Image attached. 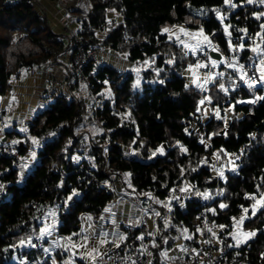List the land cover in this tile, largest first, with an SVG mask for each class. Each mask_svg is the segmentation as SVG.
<instances>
[{
	"label": "trees",
	"instance_id": "1",
	"mask_svg": "<svg viewBox=\"0 0 264 264\" xmlns=\"http://www.w3.org/2000/svg\"><path fill=\"white\" fill-rule=\"evenodd\" d=\"M232 2L236 7L224 0H89L87 18L79 23L89 47L107 48L134 65L147 61L149 66L137 87L133 74L90 61L84 72L91 104L75 96L77 80L70 89L74 95L55 99L38 113L27 135L7 133V138H20L15 148L21 157L28 155L32 137L40 149L35 167L24 175L15 159L0 156V264H87L71 251L52 247L55 238H46L41 229L56 216V239L77 242L84 218L98 224L116 200L117 193L105 187L109 171L116 181L128 176L138 198L163 213L152 199L165 201L189 187L186 199L174 200L170 227L158 223L155 264H172L161 253L172 250L180 230L187 229L193 239L187 245L196 246V214L205 209L216 230L224 225L217 235L227 255L237 253L245 264H264V208L257 205L253 215L255 201L246 195L264 193V85L258 76L242 75L222 62L204 89L189 85L185 73L198 58L162 31L203 29L222 56L254 68L252 48L264 36V16L256 14L264 13V4ZM229 43L245 45L238 48L239 61ZM74 44L70 48L34 7L0 0V96L23 69L42 68L69 51L74 55ZM225 110L232 115L228 121ZM161 147L163 153L156 151ZM133 152L142 159L132 157ZM153 154L157 156L148 160ZM216 158L225 179L212 169ZM242 216V231L254 235L238 247L232 233Z\"/></svg>",
	"mask_w": 264,
	"mask_h": 264
},
{
	"label": "crops",
	"instance_id": "2",
	"mask_svg": "<svg viewBox=\"0 0 264 264\" xmlns=\"http://www.w3.org/2000/svg\"><path fill=\"white\" fill-rule=\"evenodd\" d=\"M45 4L44 6L48 7L46 10V19L48 20V24L51 29L54 31L61 32L60 34L63 35L64 41L65 39H68V31H76L77 33L80 31V24L78 22V16L75 14V10L79 9L81 10L83 7V4L85 3L83 0L82 4L79 3L80 0H72L79 3L80 5L77 7L74 5L73 8L69 9V11H63L59 13V17L57 19L53 18L52 13L60 12L62 7L59 6V1L55 0L52 3L48 2L47 0H44ZM82 5V6H81ZM39 12V11H38ZM41 15V12H39ZM57 17V16H56ZM100 35H104L103 37H100ZM100 39H103L105 37L104 33H98L97 35ZM66 43V42H65ZM104 53V63L98 59V61H101L103 64L108 65L112 68H115L119 70L122 73H128V68L131 69L133 67V63L124 60H121L117 53L110 51L107 48H101L98 50V56H102L101 54ZM71 63V55L68 53L65 56L61 57L58 61H54L49 63L48 65L39 68V69H23L20 75V78L14 80L11 83V88L8 91L7 94L4 96H0L1 104V112L2 114L6 115V109L8 107V104L12 102V99L15 98L14 108L11 112V119H15L14 124H19L24 121H29V123L33 120L32 117L40 111H41V101L42 99L45 100V97H43L44 94H48L50 98L56 99L54 96V93L51 89H46L45 82L48 78H54L57 81H65L68 78L69 75V67ZM74 95V92H69L68 97L71 98ZM53 100V101H54ZM45 110V109H44ZM3 111H5L3 113ZM208 114H213L212 111H209V109H206ZM42 112V111H41ZM38 114V113H37ZM36 114V115H37ZM35 115V116H36ZM28 123V124H29ZM27 124V125H28ZM14 132V131H9ZM8 131H6V134ZM1 138L2 145H8L12 141H17L20 139L17 136H14V138ZM38 162V161H37ZM36 162V163H37ZM117 185H118V191L119 194L116 196V200L114 203L110 206L109 211L105 212L103 215V218L98 224H93L89 218H85L82 224V240L81 245L85 244L84 237H88L87 241V247L91 248L95 246L99 250V255L96 258L95 264H100L101 259L106 251L107 245H114L113 241H115L116 244H121L124 240H120L119 237L121 235L126 236V230L129 228H132L136 226V224L139 222L138 216L140 214V209L147 205L149 202H142L140 198L138 200L129 197L126 193V187L125 181L121 179H117ZM142 206V207H141ZM114 215H116L114 217ZM145 222L148 223V226L150 228L157 227V222L155 223L151 218H146ZM151 223V225H150ZM170 227V225L168 226ZM159 227H157L158 229ZM159 232V229H158ZM187 237H191V239H188ZM107 240L108 243L101 244V240ZM199 239V238H198ZM197 239V240H198ZM192 235L181 230L180 232L173 237L174 245L170 252H168L166 255H164V258L172 259L173 256L181 255L184 252H186V241H191ZM195 240V241H197ZM218 240V239H217ZM83 242V243H82ZM80 245V246H81ZM188 246V245H187ZM195 247V246H194ZM83 251L85 252V248L82 247ZM83 252V254H84ZM82 252H79L77 254H81ZM94 255H96L94 253ZM90 259V258H89Z\"/></svg>",
	"mask_w": 264,
	"mask_h": 264
},
{
	"label": "rangeland",
	"instance_id": "3",
	"mask_svg": "<svg viewBox=\"0 0 264 264\" xmlns=\"http://www.w3.org/2000/svg\"><path fill=\"white\" fill-rule=\"evenodd\" d=\"M57 1H59V6L62 7L61 8L62 10L60 12H56V13H54V12L52 13V11H50L51 15L53 14V18L54 19H57L59 17V13H61L63 11H69V9L73 8L74 5L78 7L80 4H82L83 0L79 1L80 4L79 3L77 4L76 2H74L72 0H57ZM44 2H45L44 0L41 1V6L44 8L43 11H41V13L44 14L42 16L46 17L45 13H46V10H47L48 7L44 6V4H45ZM48 2L52 3L53 1H48ZM84 2L85 3L83 4V7H81L82 8L81 10H79V9L75 10L76 11L75 14H76V16H78V22L79 23H80V21L82 19L87 18V14L90 11L89 0H85ZM181 27H183L188 33H191L192 35L190 36V35H186L185 33L180 32V28ZM54 32L57 33V34L61 33V32H58V31H54ZM167 33L170 36V38L177 40L178 44L183 45V47H184L185 44H188L189 47L188 48L184 47V49L186 50L187 53L194 54V56L198 58L197 62H199V63H201L200 57H201L202 53H206L207 51H209V52L210 51H214L213 49L215 48V45H214V43L212 42V40L210 38H209V40L211 41L210 44L208 42H206V41H200V45L201 46L200 47H196V45L198 43V40H199V30L193 31V30H190L186 26H177V27H173V28L169 29V32H167ZM103 36L104 35H100V37H103ZM243 37L247 39L248 36L245 34ZM259 38H258V40L260 42L256 43L253 46V48L257 49V51H255V52L252 51V58L254 59L253 63L255 64L254 65V69L258 73V78H259L258 80L264 85V82L261 81L262 71H264V64L261 63V61L264 60V36L263 37H259ZM81 39L84 40V38H82V36L80 34V31L78 33L76 31L75 32L74 31H72V32L68 31V39H65V42L71 48L73 42L75 43L74 45L76 46L77 41H80ZM88 49L90 51L91 50H95L97 52L95 60L98 63H101V64L104 63V61H103L104 60V53L101 54L102 56H98V50L99 49L97 47L94 48V46H93V47H89ZM68 53L71 54L73 52L69 51ZM117 55H118V57L121 60L127 61V58L124 55H120V54H117ZM98 59L101 60L103 63L101 61H98ZM220 62H222V61H220ZM234 65L237 66L236 68L239 70V73H241L243 75V70L239 69V66L237 64H234ZM148 66H149V62L145 63L144 65H134L133 64V67L131 69L128 68V73H131V74H133L135 76V81L137 83V87H139L141 82L143 81L141 79L142 78V72L145 69H147ZM194 66L191 67L190 69H188L187 72L185 73V77L187 78L188 84L191 85V86H198V87H201L202 89H204L207 84L213 82V80L215 79V76L217 75V71H218L219 66H217V71L216 72H212V73H209L206 70V67L195 68ZM69 70H70V67H69ZM69 92H70V90L66 91L65 93H63L64 95H62V97L64 96L63 98H69L68 97V93ZM75 96L80 97V98H85L86 100H88V103H90V104L94 101L93 97L89 93L87 85L84 82H82V81L79 82V88L77 90H75ZM43 97H45V100L42 99V101L40 103L41 104L40 106L42 108L41 111H43L44 109L48 108L50 103H52L53 100H54L53 98H50L48 96V94H44ZM15 102H16L15 98H13L12 102L10 104H8V107L6 109L7 113L5 111H3V113L4 112L6 113V115H4L1 112V104H2V102L0 101V144L3 141L1 138L2 137L5 138L7 136L6 131H8V132L9 131H14V132H17L18 134L23 135V136L28 134V125L27 124L29 123V121L26 120V121L21 122V123H19L17 125V124H14L15 119L14 118L11 119V112H12V110L14 108V103ZM209 111H210V109H209ZM37 113H39V112H37ZM225 113H226L225 120L228 121L232 115H231V113L228 110H225ZM35 115L32 117V119L35 117ZM22 129H26L27 131H22ZM31 142H32V139H31ZM17 143H15L14 146ZM39 149H40L39 144L38 143L33 144V142H32L31 143V148H30V150L28 152V155L26 157H21L22 158V163L20 165V169H21L20 171H21L22 175H24L23 174L24 171H26V174H27V172L31 171L35 167V164L38 161V151H39ZM32 152L35 153L34 156L31 155ZM159 153H161V152H159ZM156 156L157 155L153 154L148 160H151L152 158H155ZM132 157H136V158L142 159L136 152H133ZM227 164H230V168H232V166H231L232 163L231 162L227 163ZM212 169H213L215 174L221 173L220 171L222 169L220 170V166H219V162H218L217 158H216L215 162L212 165ZM115 182H116V185H117V181H115ZM125 184L127 185V187H126L127 195H129V197H131V198H134V199L138 200V196L133 191L132 185H131V183L129 181L128 176H125ZM117 187H118V185H117ZM181 189H183V191ZM205 193H207V197H208L209 193L208 192H205ZM117 194H119V192ZM188 196H189V187L183 186L177 192H174L165 201L159 200L157 198H153L152 200L155 202V204L161 205L165 209V212L163 213L160 208L154 207L156 214L159 213V215H157V227H159L158 223H159L160 220L164 223V225L166 227H168L172 223L171 211L173 210V205H174V202H175L174 200L177 199V203H179V201L181 199H186ZM207 197H205L204 193L202 194V200L204 202H206ZM115 216L116 215H114V217ZM149 216H150V214L148 212H141L140 211V214H139L137 220L139 221L138 223H141V224L145 223L146 227L151 229L148 226V223L145 222L146 217H149ZM85 218H87V217H85ZM241 223H242L241 220L236 222V228H235L236 230H235V232L232 233V237L233 236H237V237H239L242 240V242L240 244L246 242L247 239H248V237L246 239L243 237V233L244 232L242 231ZM58 225H59V222H58V220H57V218L55 216L52 219V221L46 227H44V229H46V231L44 232V235L46 236V238H48V239L49 238H51V239L55 238L54 239L55 242L52 243L51 246L55 247V248H58V249H62L64 251H66V252L71 251L70 253L76 254L82 261H85L87 264H92V262H91V260L89 258H87V257L84 258V259L81 258V256L83 255V252H84L82 247L80 246L81 245L80 244L81 241H83L81 239L82 236L79 237V240L77 242H75V243H71L70 242L69 244H68L67 240L56 239L55 235L57 233ZM150 225H151V223H150ZM220 231H223V228L222 229H217V230L215 229V233H214L215 240L218 239V235L217 234ZM183 232H184V234H186L185 231H183ZM73 244L76 245L75 248L72 247ZM185 247H186V250L194 249V246H192V245H190V246L186 245ZM78 251L82 252V253L81 254H77ZM72 254H71V256H73ZM169 256H171L173 258L175 257L173 255H169ZM72 259H73V257H72ZM168 261H170V260L168 259ZM71 263H72V261H71Z\"/></svg>",
	"mask_w": 264,
	"mask_h": 264
},
{
	"label": "built area",
	"instance_id": "4",
	"mask_svg": "<svg viewBox=\"0 0 264 264\" xmlns=\"http://www.w3.org/2000/svg\"><path fill=\"white\" fill-rule=\"evenodd\" d=\"M17 1L25 2L26 5L34 7L39 12L44 9L41 6L42 0ZM243 39L244 38H242L241 41ZM88 48V41L83 39L77 41L74 55L72 53L70 54L73 55V60L70 64L67 80L60 82L54 78H48L46 80V89H51L56 99L62 98V95H64L63 93L69 91L77 80L88 85L89 79L85 74L84 69L90 61H94L96 59L97 54L95 50L90 51ZM213 50L218 51L216 47ZM232 51L235 54V59L239 61L238 47H233ZM200 60L201 63L205 65L206 70L209 73L217 71V64L215 66L212 65L211 61L213 59L210 56L209 51L202 53ZM221 61L226 67H229V64L234 65L232 60L224 56H222ZM237 65L239 66L241 64L238 63ZM242 70L243 75L245 76H258V73L253 67L244 66ZM0 156H7L15 159V165L18 166L22 163V158L17 152L13 141L9 145L0 144ZM109 174L111 176V181L109 184L105 185V187L118 193L119 191L115 182L116 180L112 177L111 171H109ZM2 195L3 190H0V198ZM140 211L148 212L150 214L149 218H152L155 223L157 222V214L152 206L142 207ZM196 221L197 230L199 229V239L195 241L196 246L194 249L187 250L183 254L170 259L168 262L172 264H245L241 261L240 255L237 253L234 255H227L223 251L221 243L217 239L215 240V226L209 218V211L207 209L196 214ZM209 229H211V231H209ZM130 230L135 231V233H126V238L129 240L127 246L121 247L120 244L119 247L107 245L100 264H133V261H135V264H149V261H151V264H155L153 262V254L157 246L153 247V244L157 245V238L159 234L157 227L155 226L154 228L149 229L146 227L145 223H137L136 226L130 228ZM141 235H143V240L137 239V237ZM243 244H245V242L239 244L238 247H241Z\"/></svg>",
	"mask_w": 264,
	"mask_h": 264
},
{
	"label": "snow or ice",
	"instance_id": "5",
	"mask_svg": "<svg viewBox=\"0 0 264 264\" xmlns=\"http://www.w3.org/2000/svg\"><path fill=\"white\" fill-rule=\"evenodd\" d=\"M246 2L249 3V4H251V3L254 2V0H246ZM224 3H225L226 5H229L230 7H233V8L236 7V5L232 2V0H224ZM260 3H261V4H264V0H260ZM113 11H114V10H113ZM216 15H217V17L221 20V22H223V17L221 16L220 12L217 11V12H216ZM256 15H257V18L259 19L260 16H264V13H259V14H256ZM261 27L264 28V25H261ZM162 31H163V32H169V29L165 28V29H163ZM240 31H242V32H246V29H240ZM180 32L185 33L186 35H190V36L192 35L191 33H188L183 27L180 28ZM225 34H226V35H230V33L228 32V27H227V26L225 27ZM200 41H206V42H208L209 44L211 43V41L209 40L208 35L204 33L203 29H200V30H199V40H198V43H197L196 47H200V46H201V45H200ZM184 47H185V48H188L189 45H188V44H185ZM229 47H230V48L238 47L239 49H243V48L245 47V45H244V44L232 45L231 43H229ZM252 51L255 52V51H257V49L253 48ZM145 63H147V61H145ZM168 63H172V61L170 60V61H168ZM211 63H212L213 66H215V65L217 64V61H216V60H212ZM261 63L264 64V60H262ZM228 66H229V67H232L234 70H238V69L236 68V66L233 65V64H229ZM191 67H193V66H190V68H191ZM194 67H195V68H201V67H205V65H203V64H201V63H199V62H197L196 65H195ZM243 67H244L243 65H239V69H243ZM241 79H243V76H241ZM261 81L264 82V71H262ZM161 82H162V81H161ZM249 87H252V84H249ZM220 88L223 89V90H225V91H227L226 89H224V85H223V84H220ZM260 99H264V97H260ZM203 102H204V101L202 100L200 103H203ZM217 115H218V113H217ZM22 131H27V130H26V129H22ZM31 139H32L33 144L38 143V141H37V139H36L35 137H32ZM13 143L15 144V143H17V141H13ZM201 143H203V140H201ZM156 151L163 153V148H162V147H161V148H158V149H156ZM31 155L34 156L35 153L32 152ZM217 158H219V157H217ZM126 175H127V174H126ZM220 176H221L222 179H225V177H224V175H223V172L220 173ZM3 187H4L3 185H0V190H3ZM181 190L183 191V189H181ZM204 195H205V197H207V193H204ZM246 195H248V198L253 199V200L255 201V203L252 205V214H253V215H255V213H256L257 205H259L260 207L264 208V193H262V194L260 195L259 198H257V197L255 196V194H246ZM69 199H71V197H69ZM223 207H225V205L221 204V208H223ZM104 211H105V212H108L109 209L106 208ZM213 211H214V210H213ZM244 212L247 213V212H248V209L245 208V209H244ZM157 215H159V213H157ZM102 218H103V217H102ZM89 219H90V217H89ZM233 219H235V218H233ZM240 219H241V221H243L244 217L242 216ZM220 227L223 228L224 225H220ZM45 231H46V229H41V233H42V234H43ZM184 231L187 232V229H184ZM198 231H199V229H198ZM209 231H211V229H209ZM251 235H254V232H253V233H247V232H244V233H243V237H244L245 239H246L247 237L251 236ZM187 238H188V239H191V237H187ZM68 239L70 240L71 238L69 237ZM119 239H120V240H124V239H126V236L121 235V236L119 237ZM137 239L143 240V235L137 237ZM233 239L236 240V246H239V244L242 242V240H241L239 237H237V236H233ZM84 240H85V244H84V245H81V247H84V248H85V252H84V254L81 256V258H82V259H84V258H86V257H87V258H90L92 264H95L96 258H97V256L100 254V253H99V250H98L95 246H93V247H91V248H88V247H87V241H88V237H87V236L84 237ZM166 242H167V241H165V243H166ZM24 243H25L24 240H21V241H20V244H21V245H24ZM100 243H101V244H105V243H108V241L105 239V240H101ZM113 244H114V246L119 247V244H116L115 241H113ZM33 246H34V245H33ZM156 246H157V245L153 244V247H156ZM229 246L231 247L232 245H229ZM72 247L75 248L76 245L73 244ZM45 251H47V249H45ZM94 253H95L96 255H94ZM161 255H166V253H161ZM133 264H135V261H133ZM149 264H151V261H149Z\"/></svg>",
	"mask_w": 264,
	"mask_h": 264
},
{
	"label": "water",
	"instance_id": "6",
	"mask_svg": "<svg viewBox=\"0 0 264 264\" xmlns=\"http://www.w3.org/2000/svg\"><path fill=\"white\" fill-rule=\"evenodd\" d=\"M210 56L212 57L213 60H216L217 62H220L222 58L221 53L217 51H210ZM164 148H166V146H164Z\"/></svg>",
	"mask_w": 264,
	"mask_h": 264
},
{
	"label": "bare ground",
	"instance_id": "7",
	"mask_svg": "<svg viewBox=\"0 0 264 264\" xmlns=\"http://www.w3.org/2000/svg\"><path fill=\"white\" fill-rule=\"evenodd\" d=\"M192 200H193V198H192ZM191 201V200H190Z\"/></svg>",
	"mask_w": 264,
	"mask_h": 264
}]
</instances>
